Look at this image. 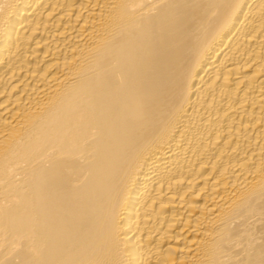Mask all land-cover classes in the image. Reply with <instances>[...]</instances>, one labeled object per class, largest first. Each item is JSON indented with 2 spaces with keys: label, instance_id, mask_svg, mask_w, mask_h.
Here are the masks:
<instances>
[{
  "label": "bare ground",
  "instance_id": "6f19581e",
  "mask_svg": "<svg viewBox=\"0 0 264 264\" xmlns=\"http://www.w3.org/2000/svg\"><path fill=\"white\" fill-rule=\"evenodd\" d=\"M0 264H264V0H0Z\"/></svg>",
  "mask_w": 264,
  "mask_h": 264
}]
</instances>
